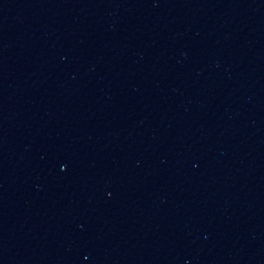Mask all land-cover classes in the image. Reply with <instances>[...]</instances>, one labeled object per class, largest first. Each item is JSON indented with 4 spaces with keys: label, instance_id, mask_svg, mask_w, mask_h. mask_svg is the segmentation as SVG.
<instances>
[{
    "label": "water",
    "instance_id": "obj_1",
    "mask_svg": "<svg viewBox=\"0 0 264 264\" xmlns=\"http://www.w3.org/2000/svg\"><path fill=\"white\" fill-rule=\"evenodd\" d=\"M0 264H264V0H0Z\"/></svg>",
    "mask_w": 264,
    "mask_h": 264
}]
</instances>
